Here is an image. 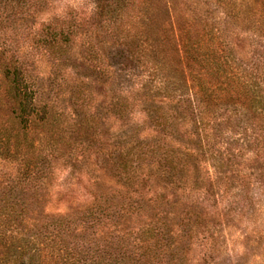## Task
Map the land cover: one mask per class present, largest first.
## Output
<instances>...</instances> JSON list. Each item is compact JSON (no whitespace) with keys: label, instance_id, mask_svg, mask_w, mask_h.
Listing matches in <instances>:
<instances>
[{"label":"rangeland","instance_id":"rangeland-1","mask_svg":"<svg viewBox=\"0 0 264 264\" xmlns=\"http://www.w3.org/2000/svg\"><path fill=\"white\" fill-rule=\"evenodd\" d=\"M0 134V254L264 264V0H0Z\"/></svg>","mask_w":264,"mask_h":264},{"label":"trees","instance_id":"trees-1","mask_svg":"<svg viewBox=\"0 0 264 264\" xmlns=\"http://www.w3.org/2000/svg\"><path fill=\"white\" fill-rule=\"evenodd\" d=\"M4 76L8 82L7 94L17 105V112H15V117L16 119H20V124L23 125L25 129H27V125L31 123V117L34 114L30 110V107L33 106L34 97H32V95H29V93L21 86L23 77L19 70H14V72L8 70L6 71ZM1 152H5V155L11 154V137H9V135L7 134H4V136H1L0 134V153ZM25 174H27L26 170H24L23 176ZM1 237L5 238V235L0 233V241L3 240V238ZM51 239L52 238H48L47 241ZM49 247L50 246H47L43 242L41 244V248L38 246L36 250H34V254L39 255L40 258L43 257L45 260H47L45 258L47 256L43 254L45 253V250L50 249ZM3 248H5L6 251L0 254V264H31V258L26 255V248L18 249V247H15L14 245L3 246ZM52 248L53 250L50 251L49 258H56L57 264H81L79 258H76V255H64L66 256L64 257L60 255V249L55 247Z\"/></svg>","mask_w":264,"mask_h":264}]
</instances>
